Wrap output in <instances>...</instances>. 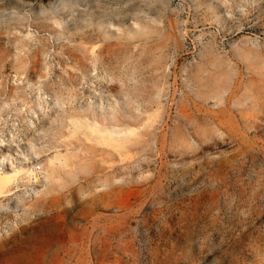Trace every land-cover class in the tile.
Here are the masks:
<instances>
[{
  "label": "clouds",
  "instance_id": "clouds-1",
  "mask_svg": "<svg viewBox=\"0 0 264 264\" xmlns=\"http://www.w3.org/2000/svg\"><path fill=\"white\" fill-rule=\"evenodd\" d=\"M0 264H264V0H0Z\"/></svg>",
  "mask_w": 264,
  "mask_h": 264
},
{
  "label": "rangeland",
  "instance_id": "rangeland-1",
  "mask_svg": "<svg viewBox=\"0 0 264 264\" xmlns=\"http://www.w3.org/2000/svg\"><path fill=\"white\" fill-rule=\"evenodd\" d=\"M47 240L46 239H40L36 242L38 251H42L43 247L46 246Z\"/></svg>",
  "mask_w": 264,
  "mask_h": 264
}]
</instances>
